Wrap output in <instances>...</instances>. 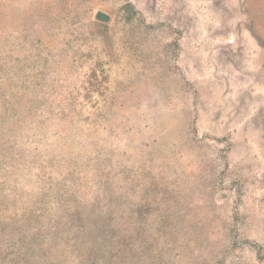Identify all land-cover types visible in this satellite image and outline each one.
I'll use <instances>...</instances> for the list:
<instances>
[{"label": "rangeland", "instance_id": "374dc122", "mask_svg": "<svg viewBox=\"0 0 264 264\" xmlns=\"http://www.w3.org/2000/svg\"><path fill=\"white\" fill-rule=\"evenodd\" d=\"M0 264H264V0H0Z\"/></svg>", "mask_w": 264, "mask_h": 264}, {"label": "water", "instance_id": "95a60500", "mask_svg": "<svg viewBox=\"0 0 264 264\" xmlns=\"http://www.w3.org/2000/svg\"><path fill=\"white\" fill-rule=\"evenodd\" d=\"M95 19L100 22H107L109 20L108 16L103 13H97Z\"/></svg>", "mask_w": 264, "mask_h": 264}]
</instances>
